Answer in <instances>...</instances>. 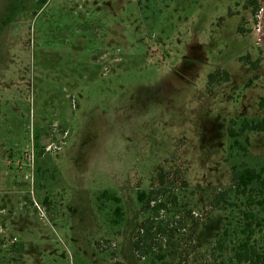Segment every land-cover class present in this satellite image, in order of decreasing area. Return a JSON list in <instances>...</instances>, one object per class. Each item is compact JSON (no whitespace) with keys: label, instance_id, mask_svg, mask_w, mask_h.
<instances>
[{"label":"rangeland","instance_id":"obj_1","mask_svg":"<svg viewBox=\"0 0 264 264\" xmlns=\"http://www.w3.org/2000/svg\"><path fill=\"white\" fill-rule=\"evenodd\" d=\"M36 2L0 0V264H230L233 235L218 241L244 201L230 167L264 165V132L240 138L248 152L228 138L231 121L264 119L261 14L248 0ZM142 191L166 206L167 260L134 251Z\"/></svg>","mask_w":264,"mask_h":264},{"label":"trees","instance_id":"obj_2","mask_svg":"<svg viewBox=\"0 0 264 264\" xmlns=\"http://www.w3.org/2000/svg\"><path fill=\"white\" fill-rule=\"evenodd\" d=\"M36 1L35 15L48 3V0ZM258 1L248 0V8L251 9L252 15L256 19L262 10L261 5L264 3V0H261V4ZM239 31L244 33L242 28ZM216 75H210L209 80H214ZM261 105L264 107V99ZM236 126L237 122L231 121L228 128V138L232 141L230 149L233 150L237 147L243 152H248L249 138H245L244 144L240 138L247 133L264 132V119L259 122H251L245 119L241 122L240 128L236 129ZM230 171L231 187L229 193L233 192L236 198L244 200L240 202L238 207V212L242 215L238 216L237 219L234 217L226 225L223 238L218 241V249L222 250L224 246L222 241L227 243L228 237L233 235L235 243L231 250L230 264H264V245H261V239H264V165L259 169H239L238 166L232 165ZM158 180L161 186L166 185V176L163 171L160 172ZM158 194V191H142L137 195L142 211L151 213L152 216L143 222L134 243V251L140 257H150L153 260L163 261L167 260L168 257L164 251L170 248L168 244L165 247L167 249H164V239L168 236L169 225H166L163 220L159 221L158 218L160 211L166 206L161 203L153 205L158 200L156 197ZM227 194L228 192L218 195L215 207L219 206ZM103 196L107 197L109 193L104 192ZM113 199L117 204H120L119 198ZM116 213L122 216V209L118 207ZM168 251L170 250L168 249ZM172 264L177 263L173 262Z\"/></svg>","mask_w":264,"mask_h":264},{"label":"crops","instance_id":"obj_3","mask_svg":"<svg viewBox=\"0 0 264 264\" xmlns=\"http://www.w3.org/2000/svg\"><path fill=\"white\" fill-rule=\"evenodd\" d=\"M262 10L260 12L261 16H260V20H261V27H262V31H263V35H264V3L262 4ZM264 42V39L262 40Z\"/></svg>","mask_w":264,"mask_h":264},{"label":"built area","instance_id":"obj_4","mask_svg":"<svg viewBox=\"0 0 264 264\" xmlns=\"http://www.w3.org/2000/svg\"><path fill=\"white\" fill-rule=\"evenodd\" d=\"M67 135V134H66ZM66 135L64 136V137H66ZM52 147H49L48 149H47V151L49 152V151H51L52 149H51ZM55 149H58V150H61L62 149V147H59V148H55ZM15 164V163H14ZM19 165V162L18 163H16V166H18Z\"/></svg>","mask_w":264,"mask_h":264}]
</instances>
